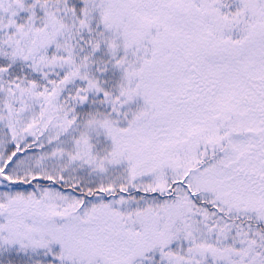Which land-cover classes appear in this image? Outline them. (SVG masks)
<instances>
[{
	"label": "snow or ice",
	"instance_id": "6c2138e0",
	"mask_svg": "<svg viewBox=\"0 0 264 264\" xmlns=\"http://www.w3.org/2000/svg\"><path fill=\"white\" fill-rule=\"evenodd\" d=\"M0 264H264V0H0Z\"/></svg>",
	"mask_w": 264,
	"mask_h": 264
}]
</instances>
